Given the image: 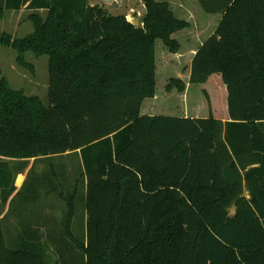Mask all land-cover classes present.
Masks as SVG:
<instances>
[{
  "label": "trees",
  "instance_id": "1",
  "mask_svg": "<svg viewBox=\"0 0 264 264\" xmlns=\"http://www.w3.org/2000/svg\"><path fill=\"white\" fill-rule=\"evenodd\" d=\"M92 1L0 0V20L26 8L35 27L23 38L0 33V45L21 65L28 52L49 57L48 104L13 89L0 69V264H52L36 232L11 245L5 231L13 206L41 187L66 202L65 236L82 254L56 264H264V0H197L221 18L182 73L175 34L193 27L171 0H140V26ZM169 71L158 95L157 73ZM215 74L222 119L206 88L185 104ZM159 103L184 115L157 113ZM73 155L81 162L66 195ZM39 162L50 169L36 171ZM80 190L82 236L72 230Z\"/></svg>",
  "mask_w": 264,
  "mask_h": 264
},
{
  "label": "rangeland",
  "instance_id": "2",
  "mask_svg": "<svg viewBox=\"0 0 264 264\" xmlns=\"http://www.w3.org/2000/svg\"><path fill=\"white\" fill-rule=\"evenodd\" d=\"M93 5L99 4L103 6L110 14L113 15H126L127 19L133 22L136 18H140L142 21L146 8L144 4L140 0H95L92 1ZM196 7L192 10L193 12H197L200 14L201 22L206 29L200 33L198 31H194L193 28L184 33H176V38L182 44V48L180 53H182V58L177 60V69L179 71L185 72L186 66L189 64V58L187 54H190L188 51L191 48L195 50L212 34V32L216 29L221 16L220 15H211L207 14L199 5L198 1L195 0ZM32 11L24 8L21 11H6L3 18L0 20V33H7L12 35L14 38H23L29 36L35 32V27L33 22L29 19V15ZM39 13L45 18L46 11H39ZM177 15L181 18L184 16L182 14L177 13ZM142 25L141 22L138 26ZM163 43L161 40L156 41V58L157 60L161 58ZM166 54H170V52L166 51ZM174 58V54H172ZM17 52L11 48L0 45V69L2 70L3 76L7 79L9 85L15 90H22L25 95L38 97L42 102L48 104V87H49V57L47 55H36L35 53L28 52L25 56V65L19 64ZM171 58L169 60L170 64H176V60ZM185 66V69L183 68ZM183 69V70H182ZM173 71H169L168 74L163 75L160 72L157 73V87L156 91L158 95H161L165 88V81L173 76ZM170 75V76H169ZM218 74L213 75L207 84L203 85H193L190 89L189 99H186L185 104H190L192 106L193 103L198 101L196 93L203 94V89L206 88L211 95L212 104L214 106V114L222 119L224 117V109L222 102V91ZM205 101V106L208 108L209 102ZM147 102H154L152 99H149ZM175 109L172 111L167 110L160 103L157 105V113L167 114V115H175V116H183L184 109L181 106H174ZM201 116L209 115V111L205 110ZM56 161H58L56 159ZM59 162V161H58ZM64 162L68 165V179L66 185V195L71 192L70 185L72 184L73 178H75V169L77 170L80 165L81 159L75 155L70 156L64 160ZM49 167L44 162H39L36 166L35 170ZM57 169V168H56ZM59 169V168H58ZM34 177V176H33ZM32 177V178H33ZM20 182V179L19 181ZM81 193L77 197V216L76 221L73 223L72 229L74 233L78 236H82L83 234V224H81V217L85 213V194L84 190H80ZM62 206L67 211L66 202L62 201ZM16 205V204H15ZM15 205L13 206L12 213H14ZM234 208L230 209V213H232ZM59 214V212H57ZM61 216V217H60ZM59 217L54 215L53 219H65V214H61ZM33 217H36L35 215ZM38 218V217H37ZM53 227V226H52ZM56 232L60 234L59 238L56 239L54 244L55 247H50V242L47 241L48 245L44 246L43 252L49 255L48 260L52 264H56L57 262H79L81 261L82 254L79 250L76 249L73 241L65 236L64 225L62 227V232L57 231V226L55 228ZM52 229L49 233L52 235ZM54 233V232H53ZM43 242V241H42ZM49 247V248H48ZM42 252V253H43ZM62 263V262H61Z\"/></svg>",
  "mask_w": 264,
  "mask_h": 264
},
{
  "label": "crops",
  "instance_id": "3",
  "mask_svg": "<svg viewBox=\"0 0 264 264\" xmlns=\"http://www.w3.org/2000/svg\"><path fill=\"white\" fill-rule=\"evenodd\" d=\"M171 5L174 12H178L187 17V20L192 23L194 31H198L197 24L201 19L200 14L193 12L192 8L196 6L194 0H171ZM198 33V32H197ZM40 161V160H39ZM37 162L35 159L29 161L28 167L19 173L15 180V192L9 197V200L6 204L4 215H7L9 210V205L12 198L20 191L25 189L27 184L29 171L32 169L33 165ZM41 169H38L40 172ZM20 179V182H18ZM26 199L24 197L16 203V209L12 216H10L5 223V231L8 232V236L11 239V245H15L14 242L22 241V239H28L34 241L29 233L36 232V238L39 241H43V244L48 245L47 241L50 242L49 246L55 247L56 239L59 238L60 234L56 232L55 228L57 226V231L62 232V227L64 225V220L53 219L54 215L59 217L61 214H65V209L62 206V200L59 198V195L47 191L44 187H41L37 192H30L26 194ZM245 195H248L247 190ZM27 201V203H25ZM59 212V214H57ZM235 213V208L231 214ZM36 217H33V216ZM38 217V218H37ZM61 217V216H60ZM77 214L74 216L72 221H76ZM86 223V214L81 217V224H83V229L85 228ZM53 226V227H52ZM52 231V235L50 230ZM73 230V229H72ZM54 232V233H53ZM74 232V230H73ZM21 235V237H20ZM21 244V243H20Z\"/></svg>",
  "mask_w": 264,
  "mask_h": 264
},
{
  "label": "water",
  "instance_id": "4",
  "mask_svg": "<svg viewBox=\"0 0 264 264\" xmlns=\"http://www.w3.org/2000/svg\"><path fill=\"white\" fill-rule=\"evenodd\" d=\"M140 18H136L132 23L136 26H138L140 24Z\"/></svg>",
  "mask_w": 264,
  "mask_h": 264
}]
</instances>
